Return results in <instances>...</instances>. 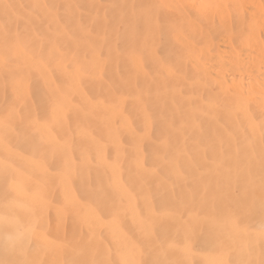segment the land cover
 Wrapping results in <instances>:
<instances>
[{"label": "bare ground", "instance_id": "1", "mask_svg": "<svg viewBox=\"0 0 264 264\" xmlns=\"http://www.w3.org/2000/svg\"><path fill=\"white\" fill-rule=\"evenodd\" d=\"M0 264H264V0H0Z\"/></svg>", "mask_w": 264, "mask_h": 264}, {"label": "rangeland", "instance_id": "2", "mask_svg": "<svg viewBox=\"0 0 264 264\" xmlns=\"http://www.w3.org/2000/svg\"><path fill=\"white\" fill-rule=\"evenodd\" d=\"M252 226H254V225L252 224Z\"/></svg>", "mask_w": 264, "mask_h": 264}]
</instances>
